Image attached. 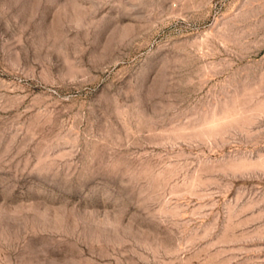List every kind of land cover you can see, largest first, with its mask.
<instances>
[{
    "label": "rangeland",
    "instance_id": "1",
    "mask_svg": "<svg viewBox=\"0 0 264 264\" xmlns=\"http://www.w3.org/2000/svg\"><path fill=\"white\" fill-rule=\"evenodd\" d=\"M0 264H264V0H0Z\"/></svg>",
    "mask_w": 264,
    "mask_h": 264
}]
</instances>
